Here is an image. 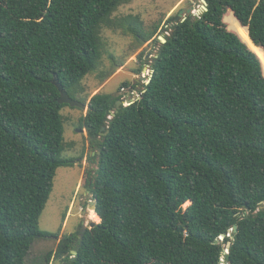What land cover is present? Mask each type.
Segmentation results:
<instances>
[{"label":"trees","instance_id":"1","mask_svg":"<svg viewBox=\"0 0 264 264\" xmlns=\"http://www.w3.org/2000/svg\"><path fill=\"white\" fill-rule=\"evenodd\" d=\"M129 1L0 0V264H25L41 238L58 240L44 264H264V0H205L156 36L138 16L115 21L158 49L136 69H150L140 98L80 100L100 222L39 229L57 169L75 161L61 157L70 105L55 81L76 99Z\"/></svg>","mask_w":264,"mask_h":264},{"label":"rangeland","instance_id":"2","mask_svg":"<svg viewBox=\"0 0 264 264\" xmlns=\"http://www.w3.org/2000/svg\"><path fill=\"white\" fill-rule=\"evenodd\" d=\"M202 5V0H130L120 5L112 15L114 21L112 25L102 28L103 45L97 69L83 77L73 89V96L77 100L85 98L90 100L99 92L120 93L124 103L140 98L139 90L143 88V83L148 82L150 69L149 66H144L140 73H137L136 69L143 61L152 62L151 58L156 55L158 46H151L152 39L147 42L138 41L130 31L121 26V21H115L131 14L138 16L145 32L151 33L157 28L156 36L163 33V28L171 17L176 16L178 20L189 14L197 16L202 13ZM230 11V9L227 10V12ZM226 25L228 28L227 23ZM103 73L109 74L104 83L100 79ZM125 83L128 85H124ZM133 85L136 87L133 88ZM131 92L134 97L137 95L136 99L131 100L128 95ZM86 105L87 108L84 110L72 106H64L61 109L66 146L61 157L75 161L73 166L57 169L53 190L38 222L41 231L55 236L56 234L60 237L63 234H73L78 232L82 225L90 227L92 222H100V220L96 221L95 209L91 208V202L95 200L91 199L85 186L87 169L96 168V164L88 160L91 148L87 131L79 128V118L86 114L88 101ZM91 154L94 156L96 151H91ZM57 243L58 240L56 241L55 238L38 239L25 264H44L46 254L55 249ZM50 264L59 263L52 257Z\"/></svg>","mask_w":264,"mask_h":264},{"label":"water","instance_id":"3","mask_svg":"<svg viewBox=\"0 0 264 264\" xmlns=\"http://www.w3.org/2000/svg\"><path fill=\"white\" fill-rule=\"evenodd\" d=\"M203 2V5H202V8L203 9H206V3H205V0H202ZM248 35H249V38L251 39V41L254 43L251 35H250V31L248 29ZM55 84L58 86L59 88V91L61 93V96H60V99H59V102L60 103H65V104H69L70 106L72 107H78V108H81V109H86L87 108V105L85 103H83L82 101L80 100H77V99H74L72 98L69 93L67 92L66 89H64V87L58 82V81H55ZM122 102L121 101H118L117 102V109L116 111L113 112L112 114V117L114 116V114L116 112L119 111L120 109V106H121ZM103 129H105V127H103ZM98 152H100V148L97 149ZM96 207V202H91V208L95 209ZM100 218V217H99ZM95 225V222H92L90 224V228H92L93 226ZM87 229V227H85L84 231ZM233 230L236 232L237 231V225L234 226ZM232 232V231H231ZM220 240L223 241L224 240V236L220 237ZM230 245H231V242H228L227 245H226V248L229 249L230 248ZM73 254H76L77 252L76 251H72ZM226 253H228V251L226 250Z\"/></svg>","mask_w":264,"mask_h":264},{"label":"flooded vegetation","instance_id":"4","mask_svg":"<svg viewBox=\"0 0 264 264\" xmlns=\"http://www.w3.org/2000/svg\"><path fill=\"white\" fill-rule=\"evenodd\" d=\"M87 192L90 194V191L87 189ZM91 195V194H90ZM92 197V196H91ZM92 199V198H91ZM82 228L78 231V234H82L83 232H84V229H85V227L82 225L81 226ZM78 236L76 237V239H75V241L74 242H76V241H78Z\"/></svg>","mask_w":264,"mask_h":264},{"label":"built area","instance_id":"5","mask_svg":"<svg viewBox=\"0 0 264 264\" xmlns=\"http://www.w3.org/2000/svg\"><path fill=\"white\" fill-rule=\"evenodd\" d=\"M150 75V74H149ZM132 94V95H131ZM129 96H130V98H131V100H133V99H136L137 98V95L134 97L133 96V93L131 92L130 94H128ZM129 102V101H128ZM109 118H112V115L111 116H109Z\"/></svg>","mask_w":264,"mask_h":264}]
</instances>
